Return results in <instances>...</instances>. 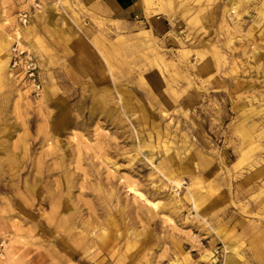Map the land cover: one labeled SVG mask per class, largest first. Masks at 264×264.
Wrapping results in <instances>:
<instances>
[{
  "label": "rangeland",
  "instance_id": "obj_1",
  "mask_svg": "<svg viewBox=\"0 0 264 264\" xmlns=\"http://www.w3.org/2000/svg\"><path fill=\"white\" fill-rule=\"evenodd\" d=\"M148 1L0 0V264H264V0Z\"/></svg>",
  "mask_w": 264,
  "mask_h": 264
},
{
  "label": "crops",
  "instance_id": "obj_2",
  "mask_svg": "<svg viewBox=\"0 0 264 264\" xmlns=\"http://www.w3.org/2000/svg\"><path fill=\"white\" fill-rule=\"evenodd\" d=\"M83 7L86 17L100 15L102 20H117L125 23L133 17L145 18V0H74ZM145 23V20L142 21Z\"/></svg>",
  "mask_w": 264,
  "mask_h": 264
},
{
  "label": "bare ground",
  "instance_id": "obj_3",
  "mask_svg": "<svg viewBox=\"0 0 264 264\" xmlns=\"http://www.w3.org/2000/svg\"><path fill=\"white\" fill-rule=\"evenodd\" d=\"M146 5L149 7L150 2L148 0H146ZM8 19H4L3 22H6ZM1 28V26H0ZM16 32V40H20L18 38H22V34L29 32L27 30V28H21L20 26H18V28L15 30ZM144 32V30L139 31V33ZM10 37V36H9ZM13 39V38H12ZM10 41L11 39H9L8 37H5L1 40V47L0 50L2 51L1 55H0V70H2L4 73H6V75H11V73L9 72V59H10ZM24 45V44H23ZM0 78L3 80H8L9 76H0ZM47 92L49 93V90H47ZM177 185L180 184V182H176ZM155 205V204H154ZM226 257H225V264H232L234 261V257H235V248H231L229 245H226Z\"/></svg>",
  "mask_w": 264,
  "mask_h": 264
},
{
  "label": "built area",
  "instance_id": "obj_4",
  "mask_svg": "<svg viewBox=\"0 0 264 264\" xmlns=\"http://www.w3.org/2000/svg\"><path fill=\"white\" fill-rule=\"evenodd\" d=\"M18 40L15 41L14 48H13V53L11 57V61L13 63V66H18L19 68H23L25 71V74H27L32 81H35L36 74L35 70L36 67L34 63H32L30 57H26V61L23 63L21 60V55H25V51L19 47ZM27 56V55H26Z\"/></svg>",
  "mask_w": 264,
  "mask_h": 264
}]
</instances>
